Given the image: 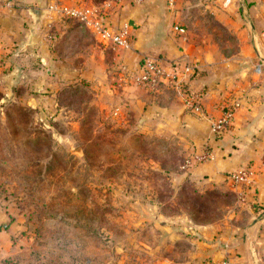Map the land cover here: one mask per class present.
<instances>
[{"label":"crops","instance_id":"1","mask_svg":"<svg viewBox=\"0 0 264 264\" xmlns=\"http://www.w3.org/2000/svg\"><path fill=\"white\" fill-rule=\"evenodd\" d=\"M52 1L0 0V131L5 135L0 140L13 134L15 120L9 112L15 104L30 111L43 129L49 128L42 115L47 103L42 94L52 91L47 86L63 55L57 46L61 38L74 36V43L80 40L86 46L74 52V79L85 78L97 89L98 81L108 79L111 70L131 69L136 75L145 57L180 69L196 64L195 77L186 88L198 94L201 114L163 88L126 89L120 81L119 85H124L130 102L143 114L141 121L146 124L150 118L156 128L184 143L186 163L195 155L207 156L203 162L185 164L177 184L190 181L197 189L231 190L228 176L250 167L258 172L255 187L245 202L231 190L236 207L218 223L197 224L185 215L151 213L152 242L142 244L140 253L151 264H264V0H243V6L239 0H205L209 3L204 11L211 10L235 37L236 52L230 56L221 55L211 40L199 45L192 41L182 20L181 0H174L173 9L169 0L110 6L107 20L112 26L129 27L130 47L123 50L105 46L78 22L70 25L49 17L46 9ZM58 1L96 5L91 0ZM34 10L43 12L40 19L33 16ZM175 27L185 33L179 34ZM109 48L114 50L113 62L106 53ZM259 64L263 66L258 72ZM228 103H237L238 108L227 132L217 138L211 124ZM32 120L26 124L32 125ZM254 202L261 205V212L252 207ZM24 229L0 211V253L15 250L13 237Z\"/></svg>","mask_w":264,"mask_h":264},{"label":"rangeland","instance_id":"2","mask_svg":"<svg viewBox=\"0 0 264 264\" xmlns=\"http://www.w3.org/2000/svg\"><path fill=\"white\" fill-rule=\"evenodd\" d=\"M207 3L181 0L186 31L197 45L211 40L230 56L235 37L204 11ZM57 46L63 55L47 86L52 91L42 94L49 128L15 104L9 112L15 133L3 141L0 131V211L25 228L13 237L15 250L0 253V264H151L140 253L152 242L151 213L214 224L236 207L230 190L176 183L185 145L150 118L141 121L126 89L146 88L134 83L131 69L111 70L97 89L74 79V52L86 46L74 36ZM106 53L113 62L114 50ZM3 171L8 177L1 178Z\"/></svg>","mask_w":264,"mask_h":264},{"label":"built area","instance_id":"3","mask_svg":"<svg viewBox=\"0 0 264 264\" xmlns=\"http://www.w3.org/2000/svg\"><path fill=\"white\" fill-rule=\"evenodd\" d=\"M146 0H111L103 5L79 6L66 5L58 0L52 1L47 7L49 17L68 18L82 24L89 30L93 37L105 46L116 49H128L130 47L129 27L122 25L118 28L112 26L107 20L108 9L110 6H138ZM174 0H169L168 6L172 8ZM174 30L179 34L185 31L180 27ZM262 64L257 66V71H261ZM198 69L196 64L184 65L181 69L172 64H166L156 58L145 57L140 65L138 73L134 76V83L146 89H155L159 84H168L176 91L177 96L182 98L185 106L195 114L202 113V106L199 103V96L190 93L186 86L191 75ZM185 88V89H184ZM238 104H226L221 114L214 119L211 124V133L219 138L227 132L234 118ZM206 155H195L187 160L186 166H191L193 162H203ZM264 166V163H263ZM258 172L253 168H243L228 176V182L232 191L241 202H245V197L252 188L255 187V179ZM252 207L261 212V205L253 203Z\"/></svg>","mask_w":264,"mask_h":264},{"label":"trees","instance_id":"4","mask_svg":"<svg viewBox=\"0 0 264 264\" xmlns=\"http://www.w3.org/2000/svg\"><path fill=\"white\" fill-rule=\"evenodd\" d=\"M100 0H98L97 2H99ZM102 1H104V0H101V2ZM96 3V2H95ZM98 5H102L103 3H97ZM67 20H68V18H67ZM69 20H72V19H69ZM75 21V20H74ZM75 22H77V21H75ZM79 23V22H78ZM186 65V64H185ZM197 71H195V73H196ZM195 73L193 74V75H191V77L190 78H194L195 77ZM185 88H186V86H184ZM159 88H163L164 90H168V91H170L171 93H175L176 95H177V93H176V91L173 89V87L171 86V85H168V84H159L158 86H156V90L157 89H159ZM184 88V89H185ZM154 89V90H155ZM187 89V88H186ZM23 119V118H22ZM12 132H13V130H12ZM15 132H13V134H14ZM185 164H186V156H185V161L182 163V165L180 166V170L181 171H179V173H178V175H180V173H182L184 170V166H185ZM178 175H177V177H178ZM4 177H8V175L5 173V171H3V173H2V175H1V178H4ZM187 184H189L190 185V188L192 187L193 189H195L196 187L194 186V184L193 183H191L190 181L189 182H186ZM192 189V192H194V190ZM228 190H230V189H228ZM231 191V190H230ZM231 193H232V191H231ZM163 214V213H162ZM164 215H167V216H178V215H168V214H164ZM189 217V216H188ZM189 219L192 221V222H194L190 217H189ZM195 223V222H194Z\"/></svg>","mask_w":264,"mask_h":264},{"label":"water","instance_id":"5","mask_svg":"<svg viewBox=\"0 0 264 264\" xmlns=\"http://www.w3.org/2000/svg\"><path fill=\"white\" fill-rule=\"evenodd\" d=\"M32 14H33L34 17L40 19L42 17V15H43V12L40 11V10H34V11H32Z\"/></svg>","mask_w":264,"mask_h":264}]
</instances>
